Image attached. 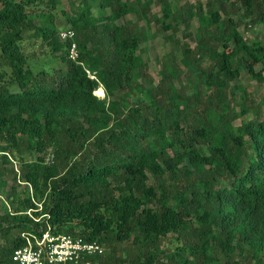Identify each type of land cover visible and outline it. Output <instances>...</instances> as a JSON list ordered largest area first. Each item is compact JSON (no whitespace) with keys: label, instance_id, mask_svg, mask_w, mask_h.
I'll return each mask as SVG.
<instances>
[{"label":"trees","instance_id":"trees-1","mask_svg":"<svg viewBox=\"0 0 264 264\" xmlns=\"http://www.w3.org/2000/svg\"><path fill=\"white\" fill-rule=\"evenodd\" d=\"M135 3L78 0L61 39V0H0V176L27 185L6 193L0 264L47 224L106 244L102 264H264V117L233 104L243 71L264 81V42L239 30L264 24V0ZM194 18L191 47L176 33ZM142 20L169 32L156 77ZM26 32L65 68L33 71Z\"/></svg>","mask_w":264,"mask_h":264},{"label":"rangeland","instance_id":"rangeland-1","mask_svg":"<svg viewBox=\"0 0 264 264\" xmlns=\"http://www.w3.org/2000/svg\"><path fill=\"white\" fill-rule=\"evenodd\" d=\"M130 5H135V0H125ZM196 0H169L172 6H179L186 3H194ZM205 2V0H202ZM78 0H61V5L53 12L56 17V22L59 29H63L65 26L63 12L71 13L77 7ZM137 7V5H135ZM40 7H36L33 10H39ZM152 13H154V18L159 16V8L153 3L151 5ZM95 13V12H94ZM35 11L32 14V19L37 24L39 22L38 17L35 15ZM136 16L134 13H130L125 15L122 19H119L118 22H123L125 20H135ZM140 24L145 25L147 39L140 45L139 54L143 58V60L148 65V74L153 77L157 76L158 69L160 67V62L162 57L172 50V46L169 43L168 39L165 38V35L169 32L162 33L156 30V24L151 22L146 24L144 20L140 22ZM198 25L196 18H194L191 22L189 27H180L183 31H191L194 32V29ZM181 30L178 31L176 34L180 39V42H187L191 47L195 45V36L194 33L191 36L184 37L181 34ZM239 30L248 38H258L259 40L264 42V24H256L250 30H245L242 26L239 27ZM28 32H26L25 41L23 42V50L27 56L28 63L30 64L33 71H38L40 69H45L48 72H53L55 70L65 68L64 62L60 59L55 58L51 55L48 47H46L43 43H40V40L37 39L33 41L32 39L27 37ZM179 51H177L178 53ZM179 54V53H178ZM261 67L260 64L255 65V70H259ZM185 81V78H183ZM237 82L241 86L235 93L234 96V107L236 110H239V104L241 103L242 99L245 97V105L251 109H257L259 112V116L261 118L264 117V81L259 82L258 80L252 78L247 72L243 71L240 77L237 79ZM15 88V87H11ZM99 91H103L100 87L96 94V90L94 94L99 97H103L100 95ZM9 168V164H3L2 158L0 157V168L1 167ZM14 168H18V164H13ZM4 180L6 183L5 185H0V214L4 213L5 211L12 210V204L10 203L6 193L9 190L10 186H14L18 192H23L26 186L25 183H19L12 179V174L9 171H5L3 176H0V181ZM169 240L170 237L168 236L166 240ZM0 238V242H1ZM106 245V244H105ZM119 248V253H122L123 250L127 247V241L119 243L117 245ZM107 252H109V248L106 246ZM165 261V258H162Z\"/></svg>","mask_w":264,"mask_h":264},{"label":"built area","instance_id":"built-area-1","mask_svg":"<svg viewBox=\"0 0 264 264\" xmlns=\"http://www.w3.org/2000/svg\"><path fill=\"white\" fill-rule=\"evenodd\" d=\"M61 39H72L74 32L60 29ZM77 50L72 42L69 57L75 59ZM31 210L25 213L31 215ZM39 221L40 217H33ZM47 224L45 228L32 227L19 233L20 245L11 254L14 264H102L106 245L98 240H87L68 232L54 233Z\"/></svg>","mask_w":264,"mask_h":264},{"label":"bare ground","instance_id":"bare-ground-1","mask_svg":"<svg viewBox=\"0 0 264 264\" xmlns=\"http://www.w3.org/2000/svg\"><path fill=\"white\" fill-rule=\"evenodd\" d=\"M100 95H103V91H99Z\"/></svg>","mask_w":264,"mask_h":264}]
</instances>
